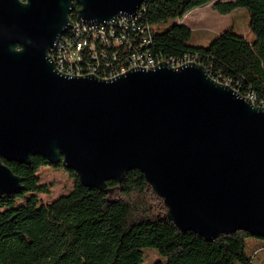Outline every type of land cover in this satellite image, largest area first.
Instances as JSON below:
<instances>
[{"label": "water", "instance_id": "obj_1", "mask_svg": "<svg viewBox=\"0 0 264 264\" xmlns=\"http://www.w3.org/2000/svg\"><path fill=\"white\" fill-rule=\"evenodd\" d=\"M146 0H0V197L41 157L105 190L140 171L182 232L264 239V107L201 65L162 63L113 80L60 74L49 52L78 19L135 16ZM5 161V162H4Z\"/></svg>", "mask_w": 264, "mask_h": 264}, {"label": "trees", "instance_id": "obj_2", "mask_svg": "<svg viewBox=\"0 0 264 264\" xmlns=\"http://www.w3.org/2000/svg\"><path fill=\"white\" fill-rule=\"evenodd\" d=\"M213 4L221 14L247 8L255 39L242 62L224 51L229 38L243 40L228 30L208 47L189 44L191 29L176 23L163 32L153 28L152 54L159 58L188 56L216 80L264 101V0H146L141 22L152 27L181 19L191 11ZM74 2L70 19L78 20ZM5 162V161H4ZM5 164L23 179L24 190L0 197V264H142L143 250L156 249L166 264H253L245 253L246 232L223 234L213 242L182 232L168 218L164 200L134 170L121 183L109 182L105 190L86 188L73 172L74 189L51 201H39L43 191L39 170L49 165L34 157L30 165ZM63 167L61 164L54 166Z\"/></svg>", "mask_w": 264, "mask_h": 264}, {"label": "built area", "instance_id": "obj_3", "mask_svg": "<svg viewBox=\"0 0 264 264\" xmlns=\"http://www.w3.org/2000/svg\"><path fill=\"white\" fill-rule=\"evenodd\" d=\"M140 18L139 11L135 16L123 14L104 24L72 21L71 29L49 52V57L62 75H94L104 80L116 79L136 69H154L162 63L174 68L196 63L188 56L166 59L154 56L149 49L154 42L153 27ZM249 98L255 101L254 96Z\"/></svg>", "mask_w": 264, "mask_h": 264}, {"label": "rangeland", "instance_id": "obj_4", "mask_svg": "<svg viewBox=\"0 0 264 264\" xmlns=\"http://www.w3.org/2000/svg\"><path fill=\"white\" fill-rule=\"evenodd\" d=\"M227 2L230 0H219ZM250 14L247 8H237L228 14L216 11L213 4L197 8L181 19H171L167 23L153 26L157 32H163L176 23L185 24L191 29L189 44L194 47H208L217 37L231 30L243 40L227 39L224 51L235 61L242 62L245 50L255 36L250 27ZM39 184L43 191L37 193L39 201H51L67 195L74 189V178L64 167L43 166L39 170ZM245 253L253 264H264V239L249 236L246 238ZM142 264H166V258L153 248L143 250Z\"/></svg>", "mask_w": 264, "mask_h": 264}]
</instances>
